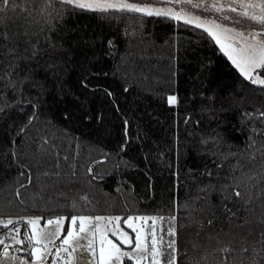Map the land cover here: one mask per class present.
<instances>
[{"label": "trees", "instance_id": "16d2710c", "mask_svg": "<svg viewBox=\"0 0 264 264\" xmlns=\"http://www.w3.org/2000/svg\"><path fill=\"white\" fill-rule=\"evenodd\" d=\"M43 8L0 25V216L175 215L178 264L259 251L264 88L183 20Z\"/></svg>", "mask_w": 264, "mask_h": 264}, {"label": "snow or ice", "instance_id": "6c2138e0", "mask_svg": "<svg viewBox=\"0 0 264 264\" xmlns=\"http://www.w3.org/2000/svg\"><path fill=\"white\" fill-rule=\"evenodd\" d=\"M153 2L160 3L162 0H134V2H129V0H45V8L40 11L41 13L46 12L54 3H59L67 7L101 13L116 11L174 20L182 18L183 8L180 12L161 11L148 6ZM175 3H183L192 8L203 9L205 12L216 13V20L219 22L215 23V28L223 33L230 42L225 44L217 32L210 29H205V31L220 46V50L239 70L245 80L264 88V0H223V3L220 0H214L211 3L208 0L195 3L192 0H175ZM34 7L35 0H0V25L4 23L5 18H11L7 16L9 12L17 17L34 19ZM58 14L62 15V13ZM184 23L191 24L192 21L185 20ZM195 27H201V24L196 22ZM240 29L247 30V34ZM8 39L6 31L0 32V41L7 43ZM107 43L109 46H114L112 41ZM3 46L0 45V47ZM8 52L12 54L15 49L9 48ZM4 75H10V73L5 72ZM9 83L15 89V82L10 81ZM176 102V96L168 97L170 105ZM3 111L4 109L0 108V112ZM261 116L264 117V112H261ZM36 118L37 113L33 111L29 116L28 123ZM88 171L93 180L101 179L93 173V169L90 168ZM20 175L24 176L25 173L21 172ZM208 175L211 173L209 172ZM31 179V176H27L29 183H31ZM249 179L252 178L249 177ZM20 187L23 188L25 185L21 184ZM261 188H264V185H261ZM16 195L19 198V189H17ZM233 195L236 198L246 199L249 205L252 203V198L242 196L238 188L233 190ZM258 198L264 199V192H261ZM225 211L231 212L227 206H225ZM232 215L235 214L232 213ZM65 219L63 216L48 219L46 226L40 227V216L21 217L15 220L0 218V264H49L47 260L49 256L53 257L50 264H57L58 261H63V264H72V253L76 250L73 242L75 241L77 246L95 254L94 245L97 232H100L99 264H126V262H130V264H178L179 249L176 239L177 229L174 226L175 215L167 218L164 216H127L122 218L120 216L74 215L71 217V229L68 230L60 245L56 246L55 242L60 238ZM122 219L124 225L131 229L134 236L120 227ZM78 221L79 228L77 230ZM93 221L97 222L94 226ZM100 221L106 222L103 231H101ZM135 221L141 222L139 227L136 226ZM158 221L159 227L157 226ZM213 222L214 217L207 220L208 225H212ZM165 223L168 225L167 228L163 226ZM261 223H264V220ZM108 224L112 225L110 235L117 237L118 242L107 238ZM199 227H203V225ZM80 233H87L92 238L89 239L87 235L81 236ZM216 235L219 236L218 233ZM212 238V235L208 237L209 240ZM81 239H87V244L79 245ZM259 243L261 245L259 251L255 248L250 250L245 247L239 253L231 246L225 245L218 249L221 257L216 264H230L231 258L235 255L241 257L253 255L257 259L253 260L251 264H264V231L260 233ZM122 246H127L128 250H124ZM193 247L195 248L197 245L194 244ZM14 252L23 253V255H15ZM65 254L67 255L65 256ZM194 264H209L208 257L203 256ZM240 264H244V261L240 260Z\"/></svg>", "mask_w": 264, "mask_h": 264}, {"label": "rangeland", "instance_id": "374dc122", "mask_svg": "<svg viewBox=\"0 0 264 264\" xmlns=\"http://www.w3.org/2000/svg\"><path fill=\"white\" fill-rule=\"evenodd\" d=\"M129 2H134V0H129ZM193 3L195 2H204V0H192ZM209 3L214 2V0H208ZM221 3H223V0H220ZM143 6V5H142ZM149 7L152 8H156V9H160L161 11H172V12H180L181 9H184V13L182 14V18L180 20H191L192 23L194 24L196 22H199L201 24V28L203 29H210L213 32H217L220 35L221 40L227 44L230 41L226 39L225 35L223 33H220L218 29L215 28V23H218L219 21L216 20V13H211V12H205L203 9H198V8H192L190 5H185L183 3H175V0H162V2L160 3H156L153 2L152 4L148 5ZM234 15V14H232ZM197 18H199L197 20ZM246 32L247 34V30L244 29H240ZM232 63V62H231ZM239 71V70H238ZM29 216H40L41 217V223H40V227H45L46 226V222L48 219H55L57 217H49V218H44L43 216H41L40 214H30V215H26V216H0V218L2 219H19L21 217L27 218ZM71 216L68 215H63V217H65L66 219L63 222V230L60 234V238L55 242L56 246H59L60 243L62 242V240L64 239V237L67 235V232L69 229H71L72 225H71ZM75 216H81V215H75ZM84 216H91V215H84ZM142 216H152V215H142ZM94 217V216H93ZM108 217V216H105ZM95 221L92 222L93 226L95 225ZM101 225V231L104 230V225H105V221H100L99 222ZM140 221H135V224L137 227L140 226ZM87 226V224H86ZM157 226L159 227V221L157 222ZM165 228L166 227V223L163 225ZM50 227H54V226H50ZM120 227L124 229V231H127L130 235L134 234L131 232V229L127 228L124 223L123 220L120 221ZM76 228L78 230L79 228V221L77 222ZM23 226H22V232H23ZM94 230V229H93ZM112 230V225L108 224L107 225V231H108V235L107 238L108 239H112L113 241L118 242L117 237L111 236L110 232ZM81 236H88V238H92L89 234L87 233H80ZM167 239V238H166ZM87 244V239H81L79 241V245H86ZM73 246L76 247L75 252L72 253V264H99V253H100V232H97L96 237H95V245H94V253L92 251H88L85 250L84 248L77 246L76 242H73ZM105 247H107V245H105ZM124 248V250H128L127 246H122ZM71 251V248H70ZM15 255H23V253H13ZM67 254H65L66 256ZM53 259L52 256L47 257V260L49 261V264L51 262V260ZM57 264H63V261H58ZM126 264H130V262H126Z\"/></svg>", "mask_w": 264, "mask_h": 264}]
</instances>
